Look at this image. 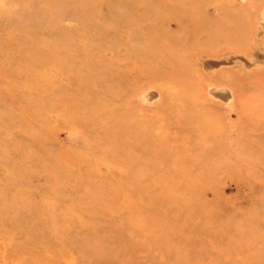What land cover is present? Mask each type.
I'll list each match as a JSON object with an SVG mask.
<instances>
[{
    "label": "rangeland",
    "instance_id": "obj_1",
    "mask_svg": "<svg viewBox=\"0 0 264 264\" xmlns=\"http://www.w3.org/2000/svg\"><path fill=\"white\" fill-rule=\"evenodd\" d=\"M0 264H264V0H0Z\"/></svg>",
    "mask_w": 264,
    "mask_h": 264
},
{
    "label": "bare ground",
    "instance_id": "obj_2",
    "mask_svg": "<svg viewBox=\"0 0 264 264\" xmlns=\"http://www.w3.org/2000/svg\"><path fill=\"white\" fill-rule=\"evenodd\" d=\"M262 28V27H261ZM261 28L260 29H258V34H259V32H260V30H261ZM262 31V30H261ZM229 62H231V64H233L234 62H236V60H235V56H229L228 58H225V63L226 64H229ZM230 64V65H231ZM242 65V64H241ZM243 66H244V64H243Z\"/></svg>",
    "mask_w": 264,
    "mask_h": 264
}]
</instances>
